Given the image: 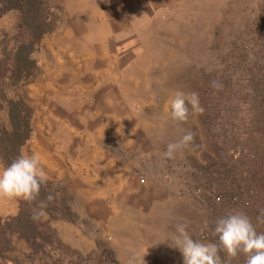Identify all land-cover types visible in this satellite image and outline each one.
Masks as SVG:
<instances>
[{
  "label": "rangeland",
  "instance_id": "1",
  "mask_svg": "<svg viewBox=\"0 0 264 264\" xmlns=\"http://www.w3.org/2000/svg\"><path fill=\"white\" fill-rule=\"evenodd\" d=\"M53 1L62 9L55 28L31 53L35 68L14 84L1 69L15 15L0 18V88L30 111L20 154L39 156L46 191L67 209L65 218L53 212L40 220L70 243L62 244L89 255L80 264H122L127 248L137 249L126 264H160L146 255L153 228L166 229L157 235L168 239L181 222L194 239L209 242L206 223L241 212L242 200L231 202L230 192L242 180L229 165L241 170L237 144L250 113L241 89L264 55V0H87L106 4L92 13L98 24L68 23ZM68 10L78 16L89 9ZM64 44L91 58L70 64L59 52ZM177 91L198 92L205 111L190 109L183 123L171 119ZM185 130L194 140L174 159L163 157ZM19 201L0 198V218L14 216ZM12 244L27 250L16 237ZM68 261L77 259L62 264Z\"/></svg>",
  "mask_w": 264,
  "mask_h": 264
},
{
  "label": "trees",
  "instance_id": "2",
  "mask_svg": "<svg viewBox=\"0 0 264 264\" xmlns=\"http://www.w3.org/2000/svg\"><path fill=\"white\" fill-rule=\"evenodd\" d=\"M61 13V7L53 0H0V18L6 14L15 15L10 38L12 49L4 55L2 77L6 76L11 84L25 79L28 72L35 68L31 53L41 38L52 32L56 16ZM247 74L249 77L241 93L247 99L250 113L241 123L245 141L238 145L236 140L241 170L229 165V169L239 172L236 174L242 181L237 183L230 194H235L232 198L235 201L238 199L236 203L242 200L241 212L256 224L257 215L264 209V55ZM29 113L19 97H7L0 88V162L4 168L20 155V147L30 134ZM49 195L45 185H42L37 201L28 203L20 200L14 216L0 218V261L10 264H62L65 258L71 256L77 259L76 264H80L90 259L89 255L80 256L62 244L54 231L40 219H33V211L39 201L47 203L44 213L54 212L53 216L65 218L64 212L67 209L64 199L47 201ZM256 227L257 232H264V225ZM13 237L24 242L26 252L21 253L14 248ZM94 264H98V261Z\"/></svg>",
  "mask_w": 264,
  "mask_h": 264
},
{
  "label": "clouds",
  "instance_id": "3",
  "mask_svg": "<svg viewBox=\"0 0 264 264\" xmlns=\"http://www.w3.org/2000/svg\"><path fill=\"white\" fill-rule=\"evenodd\" d=\"M211 87L219 90V81H211ZM187 102V103H186ZM190 109L193 113H203L199 93L192 91L187 95L182 91L175 93L171 102V119L183 123L188 120ZM194 140V133L185 130L179 141L167 145L161 155L174 159L177 151L183 150ZM47 174L36 154L31 156L21 152L8 166L0 170V198L20 199L28 203L38 200L42 185H46ZM53 197L49 195L47 201ZM47 208L45 201H39L33 211V219L39 220ZM256 225H264V209L256 217V224L243 212H229L217 217L205 228L211 232V239L205 243L194 239L188 232V224L176 225L171 245L177 249L183 264H233L243 257V264H264V232H257Z\"/></svg>",
  "mask_w": 264,
  "mask_h": 264
},
{
  "label": "crops",
  "instance_id": "4",
  "mask_svg": "<svg viewBox=\"0 0 264 264\" xmlns=\"http://www.w3.org/2000/svg\"><path fill=\"white\" fill-rule=\"evenodd\" d=\"M60 4L64 10V14L67 17V22L68 23H72V24H85L84 23V19L87 18L88 19V23L89 24H98V14H95V18L92 17V13L93 12H97L96 9H98V7L102 6H106L99 4L98 7H90L88 6L89 3H87V0H59ZM153 4L151 2V4H149V2H145V4L143 3V7H151ZM75 7H81L82 9H89L87 11V14H85L84 12H80V13H84V14H79L78 16L74 15V11L73 9ZM71 9L73 12L72 15L70 14L69 10ZM92 9H95L94 11ZM84 11V10H83ZM94 18V19H93ZM65 47L63 46V48L61 50H59V52L65 57V59L69 60L70 64H76V62L78 61V65H83L86 64V60H89L87 58H91V54L88 53L86 50H82V51H76V49L69 47H66L68 44H64ZM80 59H83L82 62H80ZM11 215L15 214V206L11 208ZM4 212H6L4 210ZM172 230H170V236L168 239H165L167 237V235L164 236H158L157 234L160 233L161 231L164 230V228H153V232H155V235H151L150 239H148L150 241V245L148 246V254H146L147 256H149L148 261H152V262H159L160 264L162 263H170V264H178V262H182L183 260H179V259H183L181 253L173 248L170 247L171 245V238L173 236V234L176 232V225H173L171 227ZM158 230V231H157ZM166 230V229H165ZM164 230V231H165ZM157 231V232H156ZM62 243L64 244H70L69 242L65 241L62 238ZM149 244V243H148ZM142 245V243H141ZM140 245V246H141ZM139 246V247H140ZM137 249V248H136ZM136 249H129L127 248V250H125V254L127 256L124 255L123 260H119V263L122 264H126L128 263V261L130 259H136L135 256H132V252H134V250L136 251ZM128 253V254H127ZM140 254V253H139Z\"/></svg>",
  "mask_w": 264,
  "mask_h": 264
},
{
  "label": "built area",
  "instance_id": "5",
  "mask_svg": "<svg viewBox=\"0 0 264 264\" xmlns=\"http://www.w3.org/2000/svg\"><path fill=\"white\" fill-rule=\"evenodd\" d=\"M216 201H218L219 200V197H216V199H215ZM235 201V199L234 198H232L231 199V202H234ZM244 204H246V203H244ZM229 212L228 211H225V212H223V214L222 215H226V214H228Z\"/></svg>",
  "mask_w": 264,
  "mask_h": 264
}]
</instances>
